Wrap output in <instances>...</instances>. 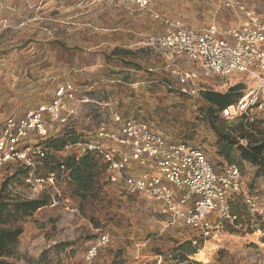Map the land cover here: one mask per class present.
I'll return each mask as SVG.
<instances>
[{"label":"rangeland","instance_id":"1","mask_svg":"<svg viewBox=\"0 0 264 264\" xmlns=\"http://www.w3.org/2000/svg\"><path fill=\"white\" fill-rule=\"evenodd\" d=\"M241 1L264 22V0ZM163 19L187 28L225 29L237 26L242 16L223 9L219 0H148L145 7L136 0H0V134L6 118L22 117L50 103L59 86L70 84L78 92L77 99L88 97L92 103L76 104L74 117L64 124L47 120L51 138L73 133L78 141L91 140L116 110L147 122L173 143L199 149L219 172L225 163L217 156L216 136L204 116L208 105L202 92L226 93L239 86L243 95L254 82L245 76L214 77L200 83L197 96L180 94L174 74L179 67L189 69L190 63H172L146 46L149 37L170 31ZM252 117L254 126L264 130V112H253ZM38 142L33 136L29 139L32 145ZM75 152L76 147H70L55 156ZM236 165L244 192L257 194L258 205L264 207V177L255 178L257 168L247 162ZM40 166L34 173L37 177L44 175ZM18 169L14 163L4 165L0 186ZM8 192L12 199L39 196L24 184L10 185ZM48 195L49 205L21 223L23 232L9 261L264 264V216L248 222L253 213L243 209L240 200L234 210L240 212L241 226L235 231L226 226L222 235L206 240L190 262H179L174 251L193 240L194 234L181 222L170 223L153 202L127 196L104 178L98 180L94 197L86 201L76 197L74 185L65 179ZM101 236L106 237L105 244H100ZM93 247L95 254L88 259ZM199 251L202 255L197 257Z\"/></svg>","mask_w":264,"mask_h":264},{"label":"built area","instance_id":"2","mask_svg":"<svg viewBox=\"0 0 264 264\" xmlns=\"http://www.w3.org/2000/svg\"><path fill=\"white\" fill-rule=\"evenodd\" d=\"M145 7L148 0H136ZM221 7L236 15L241 22L230 28L215 25L194 29L162 20L171 29L153 35L146 46L172 63L185 59L190 69L175 72L177 90L185 96H197L200 83L211 78L245 76L254 82L233 105L221 111L220 117L233 121L243 117L254 122L253 112H264V22L241 0H219ZM158 18V16H156ZM166 87L172 89L171 85ZM77 90L70 84L57 88L48 104L29 110L22 117H8L0 134V169L8 163H19L30 170L25 184L30 191L40 193L67 179L60 175L34 177L36 166L45 157V143L51 136L47 120L61 124L73 118L76 104L92 103L88 97L76 98ZM38 138L30 144L31 137ZM76 147L79 155L89 151L100 153L106 165L105 180L119 186L127 196L142 197L158 206L160 214L170 223L181 222L198 240L218 237L226 226L237 230V216L231 213L229 202L241 194L253 214L264 216L259 196L246 195L242 187V173L237 165L224 166L216 172L202 151L182 143H173L155 131L147 122L133 116L112 111L110 123H101L91 140L66 146ZM264 197V193H263ZM100 244L107 241L99 238ZM96 248L88 251L94 256Z\"/></svg>","mask_w":264,"mask_h":264},{"label":"trees","instance_id":"3","mask_svg":"<svg viewBox=\"0 0 264 264\" xmlns=\"http://www.w3.org/2000/svg\"><path fill=\"white\" fill-rule=\"evenodd\" d=\"M54 43L62 50L65 49L60 42ZM126 53L130 54L131 52ZM166 84L163 83L164 86ZM238 90L239 86H235L229 88L226 93L202 92V99L208 105L204 116L216 136L217 156L224 161V166L236 165L237 162H247L257 168L255 178L264 177V130L255 127L254 122L250 123L243 117L233 121H227L220 117L223 109L233 106L243 96L238 93ZM80 142L73 133H65L59 138L50 137L47 139L45 157L40 161L41 166H37V172L38 167H42L44 175L39 177L46 178L52 173L59 176L61 168H63L68 173L66 180L74 185L76 197L81 201H86L94 197L98 180L101 178L105 180L106 165L100 153L89 151L82 155L75 152V154L61 158L55 156V154L62 152L66 146ZM14 164L18 165L20 169L6 178L0 186V264H17L9 261V259L14 255L18 238L23 232L21 223H24L32 214L50 203L48 191L38 193L39 196L34 199L11 198L8 192L10 185L24 184L30 190L29 185L25 184V179L30 170L19 163ZM224 166L220 168L222 169ZM35 171L36 169L34 173ZM37 176L34 175V177ZM105 183L109 185L106 180ZM239 200L244 204L243 209H249L241 194L231 197L229 206L231 213L237 216V226H241L238 223L241 215L238 209H236L237 211L234 210V207H237L236 204L239 203ZM250 215L253 216L248 219V222L250 219L259 221L262 219L259 214H249L248 217ZM201 245H203L201 240H198L196 245H193V240H190L177 246L174 251V259L179 262H190L189 257L196 254Z\"/></svg>","mask_w":264,"mask_h":264},{"label":"crops","instance_id":"4","mask_svg":"<svg viewBox=\"0 0 264 264\" xmlns=\"http://www.w3.org/2000/svg\"><path fill=\"white\" fill-rule=\"evenodd\" d=\"M179 60L185 61L187 65H188V63H190V62H188V61H187V60H185V59H179ZM192 67H193V64H192V63H190V68H192ZM190 68H189V69H190Z\"/></svg>","mask_w":264,"mask_h":264},{"label":"bare ground","instance_id":"5","mask_svg":"<svg viewBox=\"0 0 264 264\" xmlns=\"http://www.w3.org/2000/svg\"><path fill=\"white\" fill-rule=\"evenodd\" d=\"M202 255V251H199L198 254L196 255L197 257H200Z\"/></svg>","mask_w":264,"mask_h":264}]
</instances>
